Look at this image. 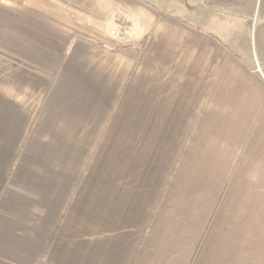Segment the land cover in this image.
I'll list each match as a JSON object with an SVG mask.
<instances>
[{
	"label": "crops",
	"instance_id": "crops-1",
	"mask_svg": "<svg viewBox=\"0 0 264 264\" xmlns=\"http://www.w3.org/2000/svg\"><path fill=\"white\" fill-rule=\"evenodd\" d=\"M160 1L0 0V264H264V1Z\"/></svg>",
	"mask_w": 264,
	"mask_h": 264
},
{
	"label": "rangeland",
	"instance_id": "rangeland-1",
	"mask_svg": "<svg viewBox=\"0 0 264 264\" xmlns=\"http://www.w3.org/2000/svg\"><path fill=\"white\" fill-rule=\"evenodd\" d=\"M263 1H264V0H258V3H259V4H260V3L262 4V3H263ZM157 2H159V4H161V5H162V2H161L160 0H159V1L157 0Z\"/></svg>",
	"mask_w": 264,
	"mask_h": 264
}]
</instances>
